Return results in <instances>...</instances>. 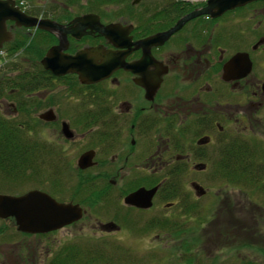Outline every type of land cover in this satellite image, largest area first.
I'll list each match as a JSON object with an SVG mask.
<instances>
[{
  "label": "flooded vegetation",
  "instance_id": "af4514ba",
  "mask_svg": "<svg viewBox=\"0 0 264 264\" xmlns=\"http://www.w3.org/2000/svg\"><path fill=\"white\" fill-rule=\"evenodd\" d=\"M133 1L131 5H137L134 23L124 17L118 21H106L102 15L96 14L105 26L119 24L121 41L133 43L131 48L119 49L109 38L91 32L80 39L68 34L64 52L75 55L85 48L98 46L109 51L128 50L130 53L125 62L137 64V71L144 66L145 74L137 72L134 75L118 69L106 80L89 84L70 74L76 76L77 81H52L51 87L42 88L39 92L43 94L57 87H66L70 97L78 103V108L71 109V114L68 112L74 128L71 130L73 137L69 139L63 134V121L60 134L55 130L58 140L44 138L43 135V146L58 156L59 163L75 164L78 176L98 183L110 178L108 181L112 187L127 176L116 164L124 160L123 164L128 165L131 158L136 173L132 178L137 182L136 190L156 186L159 190L150 209L124 205V198L136 190L122 198L118 195L126 211L134 210L138 215H144L156 207L162 211V205L173 215L171 210L177 206L178 215L182 216L191 214L185 212L189 204L196 209L192 214L197 216L198 224L204 227V205L199 199H191L189 192L174 194L170 183L180 180L184 187L191 167L192 172L203 173L211 162L217 166V174L221 177V165L228 161L222 157L223 149L228 147L232 155L229 162L234 173L230 184L256 188L264 196V158L243 160L248 164L246 171L251 178L247 180L252 182L238 180L239 170L236 167L238 149L259 150L264 154V0L236 6L217 16L218 9L215 7L209 13L203 12L210 7L212 0H137L134 5ZM87 14L95 13L75 15L69 20L60 16L55 20L41 18L68 28L73 20ZM181 23L180 28L166 40L161 38L155 46L142 45L144 40L165 34ZM127 29L130 32L126 35ZM43 32L52 37L50 48L60 44V33ZM238 56V64L226 74V66ZM55 110H50L55 120L47 123L58 121L60 116L58 112L55 114ZM68 125L71 128L69 122ZM87 137V148L78 156L70 154L68 147ZM211 144L215 148L214 157L205 154ZM91 151L95 153V166L80 169V157ZM124 155L126 157H122ZM99 156L106 157L114 169L93 175V169L99 165ZM139 165L142 169L137 171V167H141ZM141 174L146 176L142 178ZM141 179L147 183L146 186H138ZM165 183L173 200L165 201L159 193ZM190 184H195L192 187L196 190L199 183L193 180ZM52 196L58 202L79 204L83 209L80 221L61 230L89 222L86 220L87 210L81 205L82 201L91 204L87 195L79 202L73 199L65 202L58 196ZM194 201H198V206L193 204ZM220 208H228L233 218L238 211L236 203L231 205L227 201ZM255 208L264 212V206L256 205ZM113 216L112 222H99L103 234L119 229L113 223L119 220V215L116 213ZM163 220L159 217L156 221ZM250 235L254 244L261 242L254 231Z\"/></svg>",
  "mask_w": 264,
  "mask_h": 264
},
{
  "label": "rangeland",
  "instance_id": "374dc122",
  "mask_svg": "<svg viewBox=\"0 0 264 264\" xmlns=\"http://www.w3.org/2000/svg\"><path fill=\"white\" fill-rule=\"evenodd\" d=\"M62 1L27 0V3L33 6V9H44L47 12L51 10L50 4L56 2L61 4ZM132 1L130 0L126 4L101 6L102 10H100L99 15L101 14L106 21H118L119 18L124 17L130 23H134L133 19L137 14V5L130 6ZM91 5H94L91 0H81L74 7L62 6L59 10V16L62 19L69 20L75 15L95 10ZM256 24L255 22V29ZM51 45L49 44V46ZM51 48L45 51L42 59ZM5 55L7 56V54ZM10 58L14 59V57ZM10 58L1 57L0 64L9 61ZM22 59H18L20 65L25 64ZM16 73L18 72H15L14 75ZM64 81L77 80L76 78L65 77ZM20 102L24 106L22 105V110H16ZM75 104L76 99L70 97L66 87H57L53 91L43 94L36 92L32 95L21 93L9 95L0 101V113L9 119L26 121L39 136L44 135V138L58 140L57 134L61 132L60 127L63 121L67 125L68 122L70 123V131L74 129L70 121V119L72 120L70 114L71 109L78 108V103L76 106ZM50 110H55V114L59 113L60 116H56L58 121L54 124L39 119V115ZM55 130L58 131L57 134ZM88 139L89 137L84 141H76L70 147L67 146L70 154L78 156L87 148ZM214 150V145L211 144L206 148L205 154L214 157ZM122 157H126V155ZM98 158L99 165L93 169V175L114 169L108 164L110 161L106 157L99 156ZM123 161L116 165L118 168H122V174H127L126 179L118 182L114 187H109L110 178L102 179L99 183L94 182L93 186L97 188L93 194L94 196L87 195L92 201L88 205L86 201L81 200L82 194L78 197L79 194L77 193V196L73 192L75 185L78 184L79 177L75 173L76 165H69L71 169L69 168V172H66L64 176L65 189L60 190L61 192L56 190L54 192L56 196L65 202L71 201L74 199L73 197L76 201L81 200L83 202H80L81 205L87 210L86 220H89L87 223H79L71 228L48 235H26L17 231L13 220L0 219V264H49L53 254L65 244L77 242L79 244L96 245L103 243L102 241L120 243L138 254L139 257L147 259L149 264H184L186 260H190V263L194 264H264V229H261L264 227V212L257 211L255 208L256 205L264 206V196L258 193L256 188L244 187L242 184L231 185L230 182L222 179V176H218L217 166L214 162H211L203 173L192 172L193 168L191 167L188 178L184 181L186 185L183 187L184 192H187V194L189 192V196H192L191 199H199V202L204 205V227L198 224L197 216L192 213L190 215H178L179 208L177 206L171 210L172 213L174 212L173 215L166 210V206L162 205H160L162 211H159V207H156L150 213L138 215L134 210L127 209L126 211L118 199V195H121V198L124 197L125 190L133 186L131 185L134 181L132 178L136 176L131 158L128 165L123 164ZM141 169L142 166L137 167V171ZM141 176L144 178L146 174H141ZM193 180H196L199 187L203 188L204 196L199 195L198 191L192 187V185H195L190 184ZM35 189L47 193L54 190L52 183L48 180L37 183H21L8 181L4 177H0V194L2 195L19 196ZM101 195L103 198H101ZM97 198L102 200L99 201ZM226 201L231 205H235V203L238 205L235 218H233L228 208H220L223 207ZM197 202L194 201L193 204L198 206ZM116 213L119 215V220L113 223L119 229L114 233L103 234L99 222H112L113 214ZM159 217L177 223V225L183 227L185 233L177 236L174 231L171 232L163 226L149 230L143 229L148 222H156ZM137 221L139 224H137ZM251 231H254L255 235L261 238V242L255 244L252 242Z\"/></svg>",
  "mask_w": 264,
  "mask_h": 264
},
{
  "label": "trees",
  "instance_id": "16d2710c",
  "mask_svg": "<svg viewBox=\"0 0 264 264\" xmlns=\"http://www.w3.org/2000/svg\"><path fill=\"white\" fill-rule=\"evenodd\" d=\"M81 0H63L61 4L52 3L51 10L33 9L29 6L26 13L32 17L53 18L55 20L59 16L61 7H74L78 5ZM93 2L91 10L87 13L99 14L102 10L101 6L113 4H126L130 0H91ZM132 6V5H130ZM101 15V14H100ZM10 25H12L10 23ZM14 38L11 42L5 44L3 50L7 54L9 61H5L0 65V101L9 95L21 93L25 95H32L39 92L42 88L51 87L52 81H64V78H56L49 72L45 71L40 65L45 51L50 48L49 44L52 42V37L44 34L40 30H28L25 28H14ZM23 58V59H22ZM17 59V60H16ZM18 59H22L25 64L20 65ZM15 72H18L14 75ZM76 78L74 75H68L66 78ZM23 103L20 102L16 110H22ZM35 129L28 125L26 121H19L9 119L0 113V177H4L8 181L21 183H37L42 180H48L52 183L54 189L49 194L55 195V190L65 189L64 176L69 172V165L59 163L58 156L52 153V150L44 149L43 139L37 135ZM48 148V147H47ZM259 150H250L248 148L238 149L236 167L239 172L238 180L249 182L251 179L248 172V164L246 158H264L263 152ZM222 157L228 159L221 165L222 179L231 182L233 179V165L229 162L231 159V151L227 147L223 149ZM78 184L75 185V194H79L80 198L88 195L94 196L96 186L94 181L85 180L83 176H78ZM252 182V181H250ZM146 182L141 179L138 186H146ZM165 183L160 189V195L165 201L173 200V197L168 195L169 188ZM171 190L174 194L183 193L184 189L180 180H175L170 183ZM133 186L125 190V195L137 189L135 181ZM135 185V186H134ZM153 185V184H152ZM174 185V186H173ZM111 187V185L109 186ZM173 196V195H172ZM75 202V197H73ZM96 198V197H95ZM175 198V196H174ZM99 201L102 199L97 198ZM196 210L188 205L185 212L193 213ZM129 223V222H128ZM151 223V224H150ZM143 227L144 230H149L156 227H166L169 231L177 236L183 235L185 232L183 227L169 222L167 219L163 221L150 222ZM134 224V223H133ZM131 224V225H133ZM137 224L138 221H137ZM142 229V230H143ZM103 243L94 244H79L71 242L62 246L57 250L50 259L49 264H149L147 259L139 257L138 254L131 251L128 247L116 243L114 241H102ZM184 264L190 263L186 260ZM252 264V263H250ZM255 264V263H253Z\"/></svg>",
  "mask_w": 264,
  "mask_h": 264
},
{
  "label": "water",
  "instance_id": "95a60500",
  "mask_svg": "<svg viewBox=\"0 0 264 264\" xmlns=\"http://www.w3.org/2000/svg\"><path fill=\"white\" fill-rule=\"evenodd\" d=\"M253 1L258 0H212L209 2L210 7L203 12L209 13L215 7L218 9L217 16L226 10ZM132 4H137V0H134ZM8 23H13V25L9 26ZM181 25L182 23L165 34L155 35L144 40L142 45L155 46L161 38L163 40L169 38ZM14 28L60 33V44L52 47L40 62L45 71L50 72L57 78L74 74L78 76L79 81L89 84L106 80L118 69H124L134 75L137 72L142 75L145 74L144 66H141V69L137 71V64L125 62V57L130 53L128 50L124 52L109 51L103 46H98L85 48L75 55L64 52L67 49L68 34L80 39L91 32H97L105 38H109L111 43L119 49L131 48L133 43L127 40L125 43L121 41L122 36L118 31L119 24L105 26L100 22V17L96 14L78 17L66 28L51 20L39 19L24 13L15 7L12 0H0V49L13 40L12 30ZM129 32V29H127L126 35ZM125 39L126 37H124ZM238 60H240L239 56L235 57L226 66V74L235 68ZM39 119L51 122L55 120V116L52 111H49L39 115ZM62 132L69 139L73 137L66 123L63 124ZM94 154L93 151L83 154L78 161V167L85 170L95 166ZM158 190L159 186L152 189L139 188L124 198V204L140 209H150L153 206V198ZM196 190L199 195L205 193L203 188L198 185ZM82 217L83 209L80 205L58 202L51 195L41 190H31L20 196L0 194V219L13 220L17 231L23 234L41 235L55 232L80 221Z\"/></svg>",
  "mask_w": 264,
  "mask_h": 264
},
{
  "label": "built area",
  "instance_id": "2783aa9c",
  "mask_svg": "<svg viewBox=\"0 0 264 264\" xmlns=\"http://www.w3.org/2000/svg\"><path fill=\"white\" fill-rule=\"evenodd\" d=\"M17 6L23 10H26L27 9V5H26V2L23 1V0H19L18 3H17Z\"/></svg>",
  "mask_w": 264,
  "mask_h": 264
}]
</instances>
